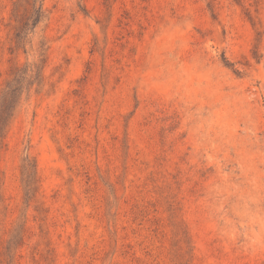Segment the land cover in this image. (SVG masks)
Masks as SVG:
<instances>
[{
  "label": "rangeland",
  "instance_id": "rangeland-1",
  "mask_svg": "<svg viewBox=\"0 0 264 264\" xmlns=\"http://www.w3.org/2000/svg\"><path fill=\"white\" fill-rule=\"evenodd\" d=\"M17 2L0 264H264V0H38L18 47Z\"/></svg>",
  "mask_w": 264,
  "mask_h": 264
},
{
  "label": "trees",
  "instance_id": "trees-1",
  "mask_svg": "<svg viewBox=\"0 0 264 264\" xmlns=\"http://www.w3.org/2000/svg\"><path fill=\"white\" fill-rule=\"evenodd\" d=\"M33 4L30 10L20 12L18 7L20 4L17 2V7L14 11L19 16L17 26L14 32L15 46H19L22 41L23 33L29 25H36L44 16L41 5L36 6L38 0H32ZM27 79L26 88H29L34 83H39L41 80V66L37 63L27 64L24 67H16L13 77L6 83L5 88L1 92L0 98V128L6 125L7 119L11 115V110L19 102L22 95L21 83ZM23 179L25 182V189L27 193L33 191L36 182V173L34 165L28 160L23 165L22 171Z\"/></svg>",
  "mask_w": 264,
  "mask_h": 264
}]
</instances>
